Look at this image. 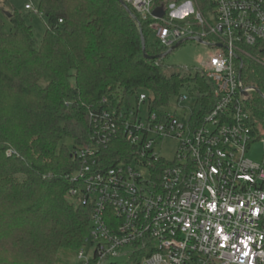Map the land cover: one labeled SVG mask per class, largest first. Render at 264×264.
<instances>
[{
  "label": "built area",
  "instance_id": "built-area-1",
  "mask_svg": "<svg viewBox=\"0 0 264 264\" xmlns=\"http://www.w3.org/2000/svg\"><path fill=\"white\" fill-rule=\"evenodd\" d=\"M126 1L151 18L163 46L191 38L215 49L195 67L212 82L215 103L179 94L181 105H193L177 114L153 109L142 92L129 108L89 113L91 142L74 153L82 165L70 193L91 208L94 254L103 263L137 256L141 264H264V157L247 154L264 131L253 133L244 102L253 87L244 85L239 59L264 43V0ZM157 8L164 14L154 15ZM113 137L130 142L131 161L104 168L100 153ZM167 138L178 142L172 160L161 153Z\"/></svg>",
  "mask_w": 264,
  "mask_h": 264
},
{
  "label": "trees",
  "instance_id": "trees-1",
  "mask_svg": "<svg viewBox=\"0 0 264 264\" xmlns=\"http://www.w3.org/2000/svg\"><path fill=\"white\" fill-rule=\"evenodd\" d=\"M124 1L136 18L120 0H40L47 29L38 40L23 13L0 0V264H61V250L88 257L91 208L70 191L82 165L74 153L91 142V111L129 108L142 92L153 109H166L182 89L198 105L215 103L199 69L167 74L164 57L144 56L141 31L147 54L169 47L151 41V18ZM248 50L239 56L241 78L261 93L251 90L244 102L261 137L264 43ZM131 151L126 138L113 137L100 153L104 168L131 161ZM88 258L67 264H141L137 256Z\"/></svg>",
  "mask_w": 264,
  "mask_h": 264
},
{
  "label": "rangeland",
  "instance_id": "rangeland-1",
  "mask_svg": "<svg viewBox=\"0 0 264 264\" xmlns=\"http://www.w3.org/2000/svg\"><path fill=\"white\" fill-rule=\"evenodd\" d=\"M9 2L6 5V10L11 7L16 9L19 12H22L25 16L26 22L31 24L34 30V33L38 40H41L47 29V21L43 14L38 11L40 0H7ZM32 4L36 10H26L25 5ZM8 11V10H7ZM151 41L155 42L157 40V35L155 32H152L150 36ZM215 53V49L209 45L202 44L194 39H190L182 43L178 48L173 50L170 54L164 57V62L166 64L165 72L167 74H171L176 71H185L186 68H194V67H202L203 63L209 58L211 54ZM181 94H188L187 90L182 89L180 91ZM193 105V101L188 99L184 104H180L178 101V97L174 96L171 98L170 106L168 107V111L174 112L177 111V114L183 112V107H188ZM141 110L143 111V115L146 113V104H141ZM72 144V141L68 142ZM178 142L176 139L167 138L164 139L161 153L169 160H172L175 156ZM248 156L257 162H261L264 157V143L261 138L254 141L249 151L247 152ZM74 200V199H73ZM76 201V200H75ZM78 203V201H76ZM94 246L91 244L84 247V251L86 252L88 257H93L94 255ZM60 263H76L80 262V254L75 251H66L61 250L60 253ZM128 258L126 256H120L114 259V261H118L121 263L127 262Z\"/></svg>",
  "mask_w": 264,
  "mask_h": 264
},
{
  "label": "water",
  "instance_id": "water-1",
  "mask_svg": "<svg viewBox=\"0 0 264 264\" xmlns=\"http://www.w3.org/2000/svg\"><path fill=\"white\" fill-rule=\"evenodd\" d=\"M121 3L124 5V7L130 12L132 13L131 9L129 8L128 4L124 1V0H120ZM8 15H10L9 12H7ZM153 14L154 15H163L164 12L161 8H157L153 11ZM133 17L136 18V15L134 13H132ZM141 38H142V45H143V51H144V56L146 58H149V59H153V58H159V57H165L167 56L168 54H170L173 50H175L176 48H178L182 43H184L185 41H188L190 40L191 38H186L182 41H179L177 42L176 44H174L173 46H171L168 50H166L165 52H163L162 54H158V55H149L146 53L145 51V48H146V41H145V38H144V35L141 31ZM196 41L202 43V44H206V42L202 39H196ZM242 66H243V61H241V69H242ZM241 69H240V74H241ZM255 89L257 92L261 93L260 89L258 88H253ZM245 94H248L247 92L244 91Z\"/></svg>",
  "mask_w": 264,
  "mask_h": 264
}]
</instances>
